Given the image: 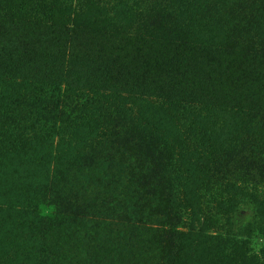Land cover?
Masks as SVG:
<instances>
[{
  "label": "rangeland",
  "instance_id": "1",
  "mask_svg": "<svg viewBox=\"0 0 264 264\" xmlns=\"http://www.w3.org/2000/svg\"><path fill=\"white\" fill-rule=\"evenodd\" d=\"M46 3L69 5L78 32L72 50L52 35L64 76L37 95L42 103L29 108L25 97L24 106L1 114L14 154L4 152L0 180L23 201L13 207L0 257L18 264L29 256L28 239L33 264H155L131 238L138 226L187 234L200 225L208 235L246 241L259 258L264 72L249 86L261 97L245 102L187 48L264 51V0ZM59 24L71 28L72 12ZM103 37L116 38L108 51L117 60L97 73ZM181 146L193 151L190 173ZM192 239L169 241L170 264L200 257L204 249ZM227 246L220 255L232 253Z\"/></svg>",
  "mask_w": 264,
  "mask_h": 264
},
{
  "label": "trees",
  "instance_id": "2",
  "mask_svg": "<svg viewBox=\"0 0 264 264\" xmlns=\"http://www.w3.org/2000/svg\"><path fill=\"white\" fill-rule=\"evenodd\" d=\"M72 12L73 25L68 27L65 24H59ZM58 17V18H57ZM78 32L74 11L69 5L46 3V0H0V162L6 155L4 152L14 154L12 140V130L6 124L1 116L7 110H14L24 106L21 99L28 97V106L34 107L35 104L42 103L37 95L42 92L46 85H51L52 80L58 76H64L62 69L55 62L58 53L55 45L51 44L53 38L63 37V40H69L71 50L74 44V38ZM140 39V38H137ZM136 39V40H137ZM62 40V41H63ZM95 40V39H94ZM115 37H103L97 42L98 51L96 72H108L116 58L110 59L112 55L108 50L116 42ZM254 45L252 49H246L234 55L229 52V45L222 47H211L202 49L197 47H188L187 53L193 57L203 58L204 66L211 67L221 71L223 76L222 89L228 93L236 94L245 98V102L255 101L261 97V93L249 89L251 79L259 71L264 72V51L258 50ZM180 49V47H176ZM55 50V51H53ZM104 55V59L102 58ZM238 73V75H235ZM227 80H226V79ZM257 90V89H256ZM7 92L10 94L7 95ZM10 97L8 100L7 98ZM29 97L32 98L29 103ZM239 104V103H237ZM240 105V104H239ZM48 107V104H45ZM180 162L186 166V172L190 173L192 164L189 163L193 151L181 146ZM7 153V154H8ZM43 155H37L33 159L41 161ZM56 160V157L53 158ZM3 164L0 163V167ZM245 194H242V196ZM246 199L253 201L252 198ZM23 196L12 192L11 187L6 182L0 180V235L9 238L6 230L12 226L11 218L14 216L18 202L21 207ZM30 204V199L25 200V205ZM31 208V207H30ZM33 208V206H32ZM74 220V219H72ZM182 237L193 238L195 247L203 248L199 250V258H186L182 264H264V246L260 250V257L251 254L245 244L246 241H236L234 239L221 238L217 235H208L200 229V225L193 231L178 233L176 231L161 230L160 228H150L144 225L138 226L131 238L141 239V249L149 254L150 260L155 264H170L171 255L170 240L180 239ZM233 245L232 253L221 254V251L227 249V245ZM27 248L28 253L24 260L17 259L18 264H33L34 258L30 253L32 242L24 239L22 248ZM243 252V255H238ZM220 255V257H218ZM237 255V256H236ZM154 256V257H153ZM208 262V263H206ZM0 264H9L7 259L0 257Z\"/></svg>",
  "mask_w": 264,
  "mask_h": 264
}]
</instances>
